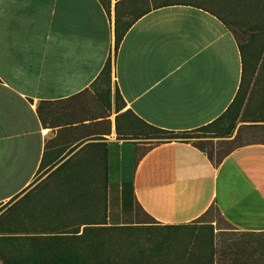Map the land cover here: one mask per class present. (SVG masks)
<instances>
[{"label": "crops", "instance_id": "1", "mask_svg": "<svg viewBox=\"0 0 264 264\" xmlns=\"http://www.w3.org/2000/svg\"><path fill=\"white\" fill-rule=\"evenodd\" d=\"M232 110L222 155L134 137L128 118L181 134ZM11 202L14 225L28 210L79 230L138 211L182 226L215 209L264 235V0H0V208Z\"/></svg>", "mask_w": 264, "mask_h": 264}, {"label": "rangeland", "instance_id": "2", "mask_svg": "<svg viewBox=\"0 0 264 264\" xmlns=\"http://www.w3.org/2000/svg\"><path fill=\"white\" fill-rule=\"evenodd\" d=\"M234 32L244 50H250L252 37L248 30L237 27ZM252 80L253 77L249 78L248 83ZM247 94L248 90L240 94L238 102L247 98ZM116 101L120 107L119 99ZM234 110L212 126L181 134L154 129L133 116L128 118L134 137L142 135L151 140L184 137L204 147L209 154L222 155L230 149L221 140L232 133L238 118ZM202 136L218 141L206 144L198 141ZM12 210V202L0 208V264L27 263L60 251L78 253L92 264H214L217 259L219 264H264V235L234 231L215 209L189 225L163 226L138 211V223L132 226L82 230L69 227L53 213H49L50 219L43 220L35 212L30 217L28 210L20 214L14 225ZM54 223L61 225L52 228ZM42 231L60 233H38Z\"/></svg>", "mask_w": 264, "mask_h": 264}, {"label": "trees", "instance_id": "3", "mask_svg": "<svg viewBox=\"0 0 264 264\" xmlns=\"http://www.w3.org/2000/svg\"><path fill=\"white\" fill-rule=\"evenodd\" d=\"M217 123V121H216ZM215 123L210 124L209 126L214 125ZM207 126V127H209ZM184 137H168L166 139H178ZM112 228H121V227H112ZM15 264H92L89 259L79 255L75 252H66L60 251L43 258H33L27 263H15Z\"/></svg>", "mask_w": 264, "mask_h": 264}, {"label": "flooded vegetation", "instance_id": "4", "mask_svg": "<svg viewBox=\"0 0 264 264\" xmlns=\"http://www.w3.org/2000/svg\"><path fill=\"white\" fill-rule=\"evenodd\" d=\"M211 138L213 137H205V136H202V137H199L198 138V141L202 142V141H209Z\"/></svg>", "mask_w": 264, "mask_h": 264}]
</instances>
